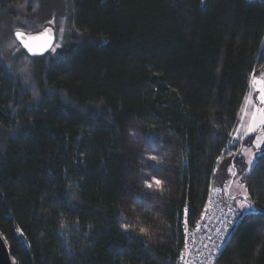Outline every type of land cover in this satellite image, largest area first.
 Segmentation results:
<instances>
[{"label":"trees","instance_id":"trees-1","mask_svg":"<svg viewBox=\"0 0 264 264\" xmlns=\"http://www.w3.org/2000/svg\"><path fill=\"white\" fill-rule=\"evenodd\" d=\"M35 2L0 0V233L15 264H177L185 220L237 175L259 211L217 264H264V150L246 174L233 140L264 73V0H68L72 34L40 57L14 34ZM132 122L160 138L158 190L132 164Z\"/></svg>","mask_w":264,"mask_h":264},{"label":"rangeland","instance_id":"rangeland-1","mask_svg":"<svg viewBox=\"0 0 264 264\" xmlns=\"http://www.w3.org/2000/svg\"><path fill=\"white\" fill-rule=\"evenodd\" d=\"M35 8L31 14L23 11L22 18L19 19V22L22 24L21 27L17 31H25L27 33H33L37 31H41L47 26H51L54 28L56 33V42L53 48L55 51L51 50V54H55L56 51L61 48L64 43L68 40L69 36L72 34L71 26L69 23V3L68 0H37L35 2ZM50 17L51 20H48L46 17ZM46 18V19H44ZM14 32V34H15ZM22 48L20 46H15L12 50V58L9 61L10 67L14 70V73L20 76L27 84L32 82L29 74L32 73V60L20 54ZM45 56V55H44ZM23 61V62H22ZM261 75V74H260ZM259 75V76H260ZM258 76V75H257ZM251 94V98L256 102L257 107H264L258 101H256L257 93L254 89L250 88L247 95ZM245 108V103L242 109ZM248 115H245L244 111H241L240 115V124L238 125V130L241 133L246 132L243 127L246 124L252 123L251 114L254 112V109L251 105L247 106ZM259 119V117L257 118ZM243 120V123L241 122ZM264 126H257V131L253 133H257L253 138L248 139L253 133H249L248 135H242L237 137L235 132L236 143L240 141H245L244 145H246L244 155L246 157L247 165L244 169L245 171H249L250 168L256 163L257 157L259 153L264 150V144H261L259 148L256 147V139H264V130H262ZM127 136H128V149L133 153V166L138 170V174L140 175V181L143 184L144 188L147 191L158 190L160 186H157L152 179L155 177L160 180L159 177L156 176L155 172L164 166L163 163V152H162V144L160 142V138L156 135L149 134L144 132L141 127L132 122L127 126ZM155 155L159 162L153 161L148 157ZM252 160V164L249 165L248 161ZM145 181L151 183V188L147 187ZM245 184L237 181L235 187H228L226 190V199L232 201L237 206V201L243 202V199L239 196L241 193L247 192ZM235 201V202H234Z\"/></svg>","mask_w":264,"mask_h":264},{"label":"built area","instance_id":"built-area-1","mask_svg":"<svg viewBox=\"0 0 264 264\" xmlns=\"http://www.w3.org/2000/svg\"><path fill=\"white\" fill-rule=\"evenodd\" d=\"M236 209L234 203L225 200L223 188L214 185L198 222L192 226L185 220L184 241L177 264H217L241 220V214Z\"/></svg>","mask_w":264,"mask_h":264},{"label":"snow or ice","instance_id":"snow-or-ice-1","mask_svg":"<svg viewBox=\"0 0 264 264\" xmlns=\"http://www.w3.org/2000/svg\"><path fill=\"white\" fill-rule=\"evenodd\" d=\"M22 34L20 32H16V36H21ZM25 47H27L29 49V51H33L35 52L36 50L32 48V46L30 44H25ZM51 47V45H45V48ZM45 48H41L40 51L45 50ZM53 52L55 51V48L51 49ZM61 56H63V54H60ZM67 58V57H64ZM249 86L250 88L254 89L257 93L256 96V101H258L261 105H264V73H262L260 76H257L255 69L253 70V72L250 74V80H249ZM251 105V107L254 109V112L251 114V126H249L246 130V132L241 133L239 132V130H237L236 136H242V135H248L249 133H253L257 131V126H264V107H257L256 106V102L252 100L251 98V94L246 95L245 96V108L242 109V111L245 112V115H248L247 112V106ZM259 117V119H257ZM243 123V120L241 121ZM262 130H264V128H262ZM256 147L259 148L261 144H264V139H260L257 138L256 141ZM149 159L153 160V161H157L159 162L158 158L153 155L148 157ZM248 164L251 165L252 164V160L248 161ZM227 172L230 173L231 175H236L235 172H233L232 167H228ZM155 182V184L157 186L161 185V181L156 179L155 177L152 178ZM145 184L147 187L151 188V183L145 181ZM187 211V210H185ZM230 211H232L230 209ZM236 212H239L241 215H243L244 213H253L256 211H259V209L257 208L256 205L252 204V203H248L247 202V197H244V202L241 201H237V209L235 210ZM61 227H64V225L62 224ZM226 227V226H225ZM197 231L199 230V226H197ZM143 231V230H142ZM20 235L22 236L23 233L20 232ZM3 240V237H0V241Z\"/></svg>","mask_w":264,"mask_h":264},{"label":"water","instance_id":"water-1","mask_svg":"<svg viewBox=\"0 0 264 264\" xmlns=\"http://www.w3.org/2000/svg\"><path fill=\"white\" fill-rule=\"evenodd\" d=\"M17 32H20L22 35L18 37L15 32L16 40L21 44L24 50L33 57H40L48 54L51 52V49L54 47L56 42V33L54 28L51 26H47L43 30L33 33H27L25 31ZM26 43L30 44L36 51H29V49L24 46ZM45 45H51V47L45 48ZM41 48H45V50L40 51ZM0 237H3L1 233ZM0 264H15L9 245L4 237L3 240L0 241Z\"/></svg>","mask_w":264,"mask_h":264},{"label":"crops","instance_id":"crops-1","mask_svg":"<svg viewBox=\"0 0 264 264\" xmlns=\"http://www.w3.org/2000/svg\"><path fill=\"white\" fill-rule=\"evenodd\" d=\"M262 74V73H261ZM239 124H240V121H239ZM249 126H251L250 124H246L244 127H243V129L246 131L247 130V128L249 127ZM236 130H238V128L236 129ZM234 141H236V139H235V135H234V139H233ZM245 148H246V145H244L243 146V148H242V158L244 159V161H245V163H246V165H247V161H246V157H245V155H244V151H245ZM257 161V160H256ZM253 167V166H252ZM251 167V168H252ZM251 168H250V170H251ZM250 170L249 171H245V173L247 174V173H249L250 172ZM236 179H234V181L233 182H231V184L229 185V187L230 188H233V187H235V185H236V183H237V181L239 180L240 182H242L243 183V181H242V175H237L236 177H235ZM245 184V183H244ZM245 186V185H244ZM244 195H242L241 193L239 194V196H247V192L246 193H243ZM225 198H226V195H225ZM242 198V197H241ZM227 200V199H226ZM227 201H229V202H232V201H230V200H227ZM235 202V201H234ZM243 202H244V199H243ZM236 203V202H235Z\"/></svg>","mask_w":264,"mask_h":264}]
</instances>
